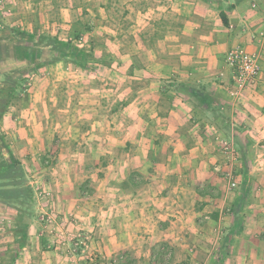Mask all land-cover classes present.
<instances>
[{"label": "crops", "instance_id": "obj_1", "mask_svg": "<svg viewBox=\"0 0 264 264\" xmlns=\"http://www.w3.org/2000/svg\"><path fill=\"white\" fill-rule=\"evenodd\" d=\"M33 5L18 16L26 32L18 43L49 33L104 61L89 69L59 61L30 74L28 98L4 118L12 153L48 180L55 207L95 228L94 245L115 264H264V0ZM11 26L0 15V33ZM236 46L258 54L261 68L238 102L225 62ZM11 61L27 65L0 56V82ZM219 136L239 152L234 190ZM47 150L56 162L38 167ZM13 211H0L12 239ZM37 233L33 221L13 264H72Z\"/></svg>", "mask_w": 264, "mask_h": 264}, {"label": "trees", "instance_id": "obj_2", "mask_svg": "<svg viewBox=\"0 0 264 264\" xmlns=\"http://www.w3.org/2000/svg\"><path fill=\"white\" fill-rule=\"evenodd\" d=\"M25 42L24 44H15L11 50L4 45L0 47V52L7 48L10 50V53L6 51L7 55L27 61V65L5 73L0 86V120L12 101L19 96V91L30 74L59 61H67L82 69L92 68V65L97 62L104 63L92 48L81 47L77 42L63 40L57 35L27 33ZM0 141V199L17 208L18 219L14 224L13 233L18 238L25 240L32 214L31 209L34 208L35 203L33 189L25 182L24 168L5 143L4 136L1 134ZM4 150L6 151L4 152ZM15 259V255L12 254L6 264H13Z\"/></svg>", "mask_w": 264, "mask_h": 264}, {"label": "rangeland", "instance_id": "obj_3", "mask_svg": "<svg viewBox=\"0 0 264 264\" xmlns=\"http://www.w3.org/2000/svg\"><path fill=\"white\" fill-rule=\"evenodd\" d=\"M18 2H19L18 0H0V15L5 19L6 18L11 19V23H12V26L8 27V30L5 28V30H6L5 33H0V44H10L7 46L10 48V50L15 44H17L21 40L20 38H22V33H26L24 31V29H22L23 26L21 24L16 23L18 21L19 14H26L27 12H29L31 10V8L34 7L33 0L21 1V3L25 4L24 8L19 7L21 5V3L19 2V5H17L16 3H18ZM16 18H17V20H16ZM18 25H20V26H18ZM4 39L6 40L5 42H9V43H3ZM8 39H11V40H8ZM5 49H4V51L2 50V52H0V56L5 55L6 51L10 53L9 49H7V48H5ZM6 67H7V69L18 68V67H21V62L17 63L16 61L15 62L11 61L9 63H6ZM32 74H34V73H32ZM3 80H4V77H2V82H3ZM2 82H0V86L2 85ZM31 82H32L31 77H29L28 80L24 83V85L20 89L19 96L17 98H15L12 101V103L10 104L7 112L10 111L11 106L14 105L15 102H17L19 99H21V98L27 99L28 98V88L31 86V84H32ZM7 112L5 113L3 118L0 120V134L4 136L5 143L10 147L9 139L6 137V134L2 130L3 121H4V118L7 114ZM55 143L60 144L61 142H55ZM5 151L6 150H4V152ZM55 162H56L55 154L52 153L51 150H47L46 153L41 156L40 161L37 162V165H38V167H41V168L42 167H51L54 165ZM22 166L24 168V173H25V178H26L25 182L32 187L33 199L35 201L34 208L31 209L32 214L30 215L31 216L30 224H32L33 221L37 222V224H38V233H37L38 236L40 238H46L48 240L46 248L51 247L53 249V247H54L53 242L54 241L56 242V240H55L56 239L55 238L56 233L68 231L69 233L75 234V233L81 232L84 234V236L86 234H88L90 236V239H81V240L90 243V245H88L90 249H93L94 251L101 253L99 248L96 245H94V243L96 241V238L94 235V233L96 232V229L95 228L94 229H91V228L87 229L86 225H83V221L81 220V215L76 214L74 212H67L66 213V212H63V211L57 209L54 205L55 191H54V189H52L51 185L47 183L48 180L45 181V179L43 180L39 176L34 177L33 176L34 173H32L31 169H27L24 164ZM42 181H43V183H41ZM44 181H45V183H44ZM40 185H43L45 187L39 188ZM47 190H49L52 194V199L50 201L47 200V198L44 194V192ZM1 201H3V200H1ZM11 208L14 210L13 212L15 213V215H17L18 210L15 206L10 205L6 202L1 204V202H0V211L2 210V212H4V214L5 213H6V215L11 214V210H12ZM50 209L54 210L55 212H57L58 214H60L62 217L65 218L64 219L65 223H63L60 227H57V226H48L47 227L44 225V221L42 220V217L44 216L45 212H47ZM6 224H7V220L5 219V224L1 225L3 227L0 229V232H4L3 234H0V264H6L9 261V258L12 256V254L15 255V258H16L15 261H16L21 250L28 244L27 239L22 240L21 238H18V237H14V239H12V237H8L7 235H8L9 230H8ZM97 224H99V226H100L101 222L97 223ZM61 227L63 230L61 229ZM12 231H13V229H12ZM9 238H11V239H9ZM84 238H86V237H84ZM80 241L79 240L78 241L70 240L69 242H67V244L64 247L65 253H67V255L69 256V262L72 264H77V261H79V260L84 261V263L86 264V262L84 260V256L82 255L83 254L82 249L84 248V243H81ZM76 243H78V245H76ZM71 251L76 252L77 255H72ZM101 254L103 255V253H101ZM104 258H105L104 259L105 264L107 263V261L109 263L112 259L118 260V257H113L110 260L107 259L105 256H104Z\"/></svg>", "mask_w": 264, "mask_h": 264}, {"label": "built area", "instance_id": "obj_4", "mask_svg": "<svg viewBox=\"0 0 264 264\" xmlns=\"http://www.w3.org/2000/svg\"><path fill=\"white\" fill-rule=\"evenodd\" d=\"M226 65L232 70V84L228 87V93L234 101H239L242 98L245 90L257 83L259 74L261 71L259 55L247 51L242 46H236L232 48L226 55L225 58ZM217 142L219 143L223 154H225L229 161L230 168L225 170V176L228 179V189L234 190L238 186V182L235 178V165L239 161V152L235 142L230 138L217 137ZM217 169L220 171L221 168L218 166ZM47 200L52 199V194L49 190L44 192ZM64 217L50 209L45 212L42 220L45 226H57L60 227L64 222ZM73 221V220H72ZM76 221V220H75ZM62 229V227H61ZM63 230V229H62ZM86 237V238H84ZM55 240L53 242V249L56 251L65 252V245L70 240L80 241L81 239H90V236L78 232L75 234L66 232H60L55 234ZM84 243V248L82 249V255L86 264H105L104 255L90 249L88 245L90 243L85 241H80ZM78 245V243H76ZM51 248V247H50ZM72 255H77L76 252H72ZM79 255V254H78ZM117 260L112 259L108 264H115ZM193 264H210L209 262L195 261Z\"/></svg>", "mask_w": 264, "mask_h": 264}]
</instances>
